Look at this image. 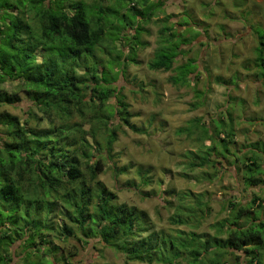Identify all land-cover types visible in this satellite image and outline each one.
<instances>
[{"label": "trees", "instance_id": "obj_1", "mask_svg": "<svg viewBox=\"0 0 264 264\" xmlns=\"http://www.w3.org/2000/svg\"><path fill=\"white\" fill-rule=\"evenodd\" d=\"M143 1L148 17L163 5L161 0ZM242 4L236 2L235 6ZM88 5H92L88 0H0V104L15 105L22 100L19 92L1 86L8 80H19L26 96L42 113L29 111V117L23 119L9 111L0 112V128L7 137L0 145V174L5 177V181L0 180V206L5 210L4 215L0 210V264L12 262V247L17 243L22 245V264H31L29 259L37 252H59L60 247L50 238L53 233H59L64 241L81 234L77 237L84 244L97 238L124 252L129 260L142 262L179 264L178 259L184 258L190 264H199L203 253L215 249L208 254L210 264H215L220 252L229 262L220 264H264V197L258 193L248 204L230 200V216L215 225L221 232L226 231L225 238L179 229L177 232L192 238H185L180 248H175L173 241L171 255L163 253L167 247L161 235L164 231L133 240L150 229L146 212L114 203L116 194L98 174L104 171L106 152H111L123 125L137 133L147 130L131 121L133 113L126 101L118 99L117 107L108 102L115 96V88L107 77V67L97 59H89L103 41L108 21L105 8L93 6L88 14ZM110 13L117 12L112 9ZM167 30L168 27L162 30L164 44L150 62L151 69L171 70L182 45L176 44L174 38L180 36L185 42L177 30L169 36ZM256 53L258 74L264 78V31L259 32ZM82 65L84 70L80 71ZM217 80L234 83L222 77ZM96 100L98 103H94ZM225 114L226 117L213 118L209 127L195 117L177 129L178 134L193 139L196 150L189 152L193 156L191 168L209 164L216 151L222 158L230 154L238 160L239 156L231 151V145L236 143L232 111L228 108ZM117 117L121 125L114 124ZM31 121L36 123L32 125ZM44 121L47 127L42 126ZM207 140L210 145L204 143ZM249 146L243 156L244 181L248 187H256L264 183V143L256 141ZM91 148L95 153H89ZM145 176L143 181L147 183ZM32 202H37L39 208L46 204L49 211L44 214L52 213V221L40 230L30 223L20 229L17 217ZM57 215L63 217L59 226ZM172 219L175 221L174 216ZM167 234L175 237L174 232ZM75 247V252L62 257L63 264H71V257L79 250ZM51 262L54 264L55 259L51 258Z\"/></svg>", "mask_w": 264, "mask_h": 264}, {"label": "rangeland", "instance_id": "obj_2", "mask_svg": "<svg viewBox=\"0 0 264 264\" xmlns=\"http://www.w3.org/2000/svg\"><path fill=\"white\" fill-rule=\"evenodd\" d=\"M88 1L92 5L84 6L87 13L91 14L93 6L95 9L102 6L108 21L103 41L89 57L107 67V77L115 88V96L108 102L117 107L118 99L126 101L133 113L131 121L147 130L137 133L123 125L111 152H106L104 171L98 174L116 194L114 203H125L146 212L150 229L133 240L164 231L161 235L167 247L163 253L171 255L173 241L175 248H180L185 238H192L177 232L179 229L225 238L226 231L221 232L215 225L230 216V200L248 204L255 193L264 197V183L256 187L245 184L243 163L250 143H264V78L259 76L255 64L259 32L264 31V0H161L163 5L149 17L143 0ZM236 2L243 4L235 6ZM112 9L117 13L112 15ZM164 27L169 29L168 36L177 30L183 35V43H187L184 45L180 36L174 38L176 44L182 45L169 71L149 66L164 44ZM83 66L80 71L84 70ZM217 77L226 81L233 79L234 83L218 81ZM1 86L10 92H19L22 100L15 105L0 104V112L9 111L23 119L29 117V111L42 114L26 96L19 80H8ZM228 108L236 127V143L231 145V151L239 156L238 160L230 154L222 158L216 151L209 164L191 168L193 156L189 152L196 150L193 139L178 134L177 129L195 117L209 127L213 118L226 117ZM114 124L122 123L117 117ZM42 126L47 127L48 123L44 121ZM2 129L0 145L7 139ZM204 143L210 145L211 141ZM218 147L221 149L220 144ZM89 153H95L94 148ZM215 161L218 164L214 166ZM123 168L127 170L121 172ZM144 175L147 183L143 181ZM0 177L5 181L3 174ZM0 207L4 215L5 210ZM46 211H49L46 204L39 208L37 202L30 203L17 217L19 228L29 223L39 230L45 227L53 216L44 214ZM55 220L59 226L63 217L57 215ZM169 232H174L175 237L169 236ZM57 234L53 233L50 238L60 247L59 252L28 255L31 264H52L51 258L55 259L54 264H63L62 257L75 252L76 245L79 250L71 257V264H163L158 260L152 263L129 260L124 252L97 238L92 237L84 244L77 237L81 234L65 241ZM16 236L14 232V239ZM21 247V243L12 247L15 251L12 264H22ZM212 250L203 253L198 263L210 264L208 254L215 249ZM224 260L227 261L220 252L214 263ZM178 263L190 264L184 258L178 259Z\"/></svg>", "mask_w": 264, "mask_h": 264}, {"label": "crops", "instance_id": "obj_3", "mask_svg": "<svg viewBox=\"0 0 264 264\" xmlns=\"http://www.w3.org/2000/svg\"><path fill=\"white\" fill-rule=\"evenodd\" d=\"M9 264H12V262H10Z\"/></svg>", "mask_w": 264, "mask_h": 264}]
</instances>
